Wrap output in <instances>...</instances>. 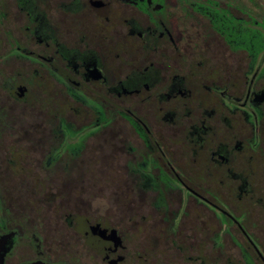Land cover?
I'll return each instance as SVG.
<instances>
[{"label":"flooded vegetation","instance_id":"obj_1","mask_svg":"<svg viewBox=\"0 0 264 264\" xmlns=\"http://www.w3.org/2000/svg\"><path fill=\"white\" fill-rule=\"evenodd\" d=\"M0 264H264V0H0Z\"/></svg>","mask_w":264,"mask_h":264}]
</instances>
